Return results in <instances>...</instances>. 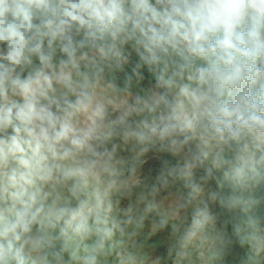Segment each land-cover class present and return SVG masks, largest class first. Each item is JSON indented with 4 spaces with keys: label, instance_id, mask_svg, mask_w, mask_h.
I'll use <instances>...</instances> for the list:
<instances>
[{
    "label": "clouds",
    "instance_id": "clouds-1",
    "mask_svg": "<svg viewBox=\"0 0 264 264\" xmlns=\"http://www.w3.org/2000/svg\"><path fill=\"white\" fill-rule=\"evenodd\" d=\"M0 264H264V0H0Z\"/></svg>",
    "mask_w": 264,
    "mask_h": 264
}]
</instances>
